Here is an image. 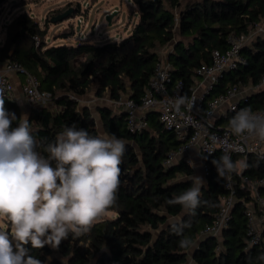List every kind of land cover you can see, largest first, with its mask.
Masks as SVG:
<instances>
[{"label": "trees", "instance_id": "obj_1", "mask_svg": "<svg viewBox=\"0 0 264 264\" xmlns=\"http://www.w3.org/2000/svg\"><path fill=\"white\" fill-rule=\"evenodd\" d=\"M6 1L0 0V6ZM131 1L138 19L130 33L103 43L86 39L75 45L49 43L44 40L47 26H40L27 12L6 24L0 62L17 61L50 92L47 104L31 107L27 114L33 133L44 144L54 142L66 125L100 135L94 115L89 107L80 105L79 97L94 87L97 96L139 100L159 59L158 48L171 46L167 55L172 81L182 80L188 93L195 83V70L211 62L214 49L228 47L229 34L247 33L264 19V0ZM72 30L54 39L69 37ZM241 52L246 62L225 72L212 94L232 83H257L264 76V37L257 36ZM263 97L264 87L242 100L238 111L261 108ZM5 107L18 118L22 115L15 97L5 99ZM95 110L103 131L126 142L118 199L108 209L115 216L99 219L84 235L70 234L57 249H34L33 255L44 264H62L55 253L65 256L67 264H264L258 259L264 254V244L249 245L247 240L243 206L252 200L247 189L238 186L232 218L219 237L200 234L212 222L225 192L211 163L219 154L207 159L210 170L201 187V205L194 215L186 214L180 205L166 202L193 185L194 169L183 159L165 164L169 152L181 141L161 124L157 112H148L146 126L131 131L122 106L98 104ZM246 163L243 175L250 180L264 176V158L249 155ZM259 191L264 194V187ZM177 215L190 222L184 235L197 242L193 250L181 249V237L170 231L169 219Z\"/></svg>", "mask_w": 264, "mask_h": 264}, {"label": "clouds", "instance_id": "obj_2", "mask_svg": "<svg viewBox=\"0 0 264 264\" xmlns=\"http://www.w3.org/2000/svg\"><path fill=\"white\" fill-rule=\"evenodd\" d=\"M170 102L177 111L195 106L194 97L177 96ZM228 124L234 136L264 141V112L241 108ZM125 151L126 142L115 134L91 135L75 124L66 125L54 142L44 144L26 114L18 118L6 109L0 88V264H44L32 250L57 249L70 234L88 233L118 199ZM211 163L217 178L226 181L248 167L244 160L234 162L228 152ZM204 183L197 176L191 187L166 203L194 215L202 203ZM169 226L181 237V249L196 247L197 242L184 235L190 222L177 215L169 219ZM258 259L264 261V254Z\"/></svg>", "mask_w": 264, "mask_h": 264}, {"label": "built area", "instance_id": "obj_3", "mask_svg": "<svg viewBox=\"0 0 264 264\" xmlns=\"http://www.w3.org/2000/svg\"><path fill=\"white\" fill-rule=\"evenodd\" d=\"M260 22L247 33L229 34L228 47L223 51L214 49L211 52V62L202 63L195 70V83L188 93L184 91L182 80L172 81L170 64L168 59L165 60L162 56L156 62L139 100L131 98L123 101L115 100L124 107L129 130L138 131L145 127V115L155 110L161 124L181 141L176 150L169 152L165 164L172 163L181 156L186 164L199 165L203 175L206 176L210 165L202 158L204 156L210 157L215 154L221 156L228 152L234 162L238 160L247 162L249 155L259 159L264 158V141L254 137L234 136L229 130L228 123L218 122L232 117L238 111L242 100L251 96L255 90L264 87V76L257 83H232L224 90L212 94L225 72L235 70L246 62L241 50L257 36L264 37V21ZM35 40L37 43L38 38L35 37ZM11 73L23 76L21 91L27 99L29 108H39L48 103L50 92L40 87L39 79L35 74L30 73L14 60L4 61L0 68V88L4 89L5 99L15 97ZM177 96L194 97L195 106L191 108L181 106L177 111L170 102ZM253 111L264 112V97L262 107ZM192 147L195 148L194 151H191ZM222 180L225 192L220 197L218 210L212 222L207 223L200 234L215 237L221 235L232 218V211L238 200L239 186L249 190L252 197V200L244 202L243 206L248 243L249 245L264 244V194L259 191L260 187H264V176L250 180L242 171L240 174L233 173L230 181Z\"/></svg>", "mask_w": 264, "mask_h": 264}, {"label": "rangeland", "instance_id": "obj_4", "mask_svg": "<svg viewBox=\"0 0 264 264\" xmlns=\"http://www.w3.org/2000/svg\"><path fill=\"white\" fill-rule=\"evenodd\" d=\"M69 8L72 11L68 18L57 22L51 21L52 16ZM115 10L118 14L112 17L111 24H109L105 15ZM21 12L29 13L40 26H47L44 40L55 45H75L85 39L94 43H103L113 39L119 40L130 33L137 17L136 6L131 0H7L0 6V38L4 37L6 24ZM78 19H80V22H78ZM45 21L46 23H44ZM71 28L73 29L71 36L54 39L61 32H69ZM170 48V45H166L158 48V50L161 49L159 53L165 55ZM79 103L89 107L95 117L99 133L106 134L95 110L96 104H110L106 97H96L94 87H92L85 95L79 97ZM21 109L22 114H24V107ZM192 167L194 169L193 183L197 176L202 177L205 181V176L199 165ZM114 216L113 211L107 210L100 219ZM55 255L61 260L62 264H67L65 256L59 253H55Z\"/></svg>", "mask_w": 264, "mask_h": 264}, {"label": "crops", "instance_id": "obj_5", "mask_svg": "<svg viewBox=\"0 0 264 264\" xmlns=\"http://www.w3.org/2000/svg\"><path fill=\"white\" fill-rule=\"evenodd\" d=\"M117 14H118V12H117ZM137 19H138V13H137V17L135 18V22L137 21ZM135 24V23H134ZM134 26V25H133ZM132 26V27H133ZM131 27V28H132ZM0 41H2V38H0ZM159 50H161V49H159ZM159 50H158V54H159V58H162V56H163V58H165V60L166 59H168V57H167V53L165 54V55H161L160 53H159ZM3 63H4V61L3 62H0V68L2 67V65H3ZM10 77H11V80L13 81V83H14V87H15V98H16V100H17V102L19 103V105H20V108H23L24 107V114H28V112H29V106H28V104H27V99H26V97H25V95L23 94V92L21 91V84L23 83V76L22 75H20V74H14V73H11L10 74ZM96 97H97V95H95ZM105 97H106V100L108 101V102H110V104H106V103H101V104H99V105H103V104H105V105H109V106H122V108L124 109V107H123V105L122 104H118V103H116L115 102V100H111L110 98H109V96L108 95H105ZM127 97L126 96H123L121 99H120V101H123V100H125ZM96 105H98V104H96ZM21 111H22V109H21ZM151 111H155V110H151ZM23 112V111H22ZM150 112V111H149ZM156 112V111H155ZM194 147H192L191 148V151H194Z\"/></svg>", "mask_w": 264, "mask_h": 264}, {"label": "water", "instance_id": "obj_6", "mask_svg": "<svg viewBox=\"0 0 264 264\" xmlns=\"http://www.w3.org/2000/svg\"><path fill=\"white\" fill-rule=\"evenodd\" d=\"M71 11L72 10L69 8V9H67V10H65V11H63V12H61L59 14H56V15L51 17V21L52 22H57V21H61V20L65 19V18H68L70 16V12ZM116 14H117V11L115 10V11L105 15L106 16V20L108 21L109 24H111V19ZM179 159H181V156H179L177 158V160H179ZM190 180H193V178H190Z\"/></svg>", "mask_w": 264, "mask_h": 264}]
</instances>
